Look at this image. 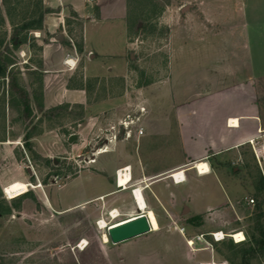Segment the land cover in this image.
<instances>
[{"label": "rangeland", "instance_id": "374dc122", "mask_svg": "<svg viewBox=\"0 0 264 264\" xmlns=\"http://www.w3.org/2000/svg\"><path fill=\"white\" fill-rule=\"evenodd\" d=\"M79 1L84 13L103 18L87 38L88 47L96 55L90 60L89 53L78 50L85 19L68 11L64 18L69 35L66 52L71 56L67 55L63 63L67 58L74 62L71 67L65 63L62 67L66 98L61 108L53 111L54 107H45L40 81L44 74L43 47L50 39L47 30L52 17L57 16L58 5L47 0H0V54L8 60L7 72L0 76V139H13L15 157L18 150L25 149L28 154L20 167H0V175L21 179L30 176L27 168L31 171L26 191L30 196L22 198L18 210L0 216V264H123L121 257H127L128 264H188L199 260L211 264L214 257L225 264H240L242 258L236 251L244 246H228L236 244L232 237L192 254L179 229L184 227L187 237L195 241L199 233L211 240L208 234L216 231L230 234L237 241L244 236L248 239L255 204L248 200L254 198L256 186L264 178V164L260 166L250 151H245L235 172L238 175L231 170L229 178L235 191L212 173L197 176L195 169L187 171L188 180L179 185L168 178L155 181L152 191L183 198L172 201L178 206V219L161 221L158 229L154 213L147 214L153 231L119 244L111 243L107 229L129 219V211L135 209L132 189L85 201L106 191L114 177L116 184L117 171L123 167L115 170L114 177H102L92 168L106 163L105 167L112 170L122 164L124 156L116 143L127 140V148L133 153L137 146L134 132L140 122L147 124L144 122L153 119L155 129L151 133L147 129L143 140L146 146H154L160 168L182 158V151L169 145L174 138L166 117L172 99V73L173 78L186 75L193 79L204 70L209 64L205 55L213 53L212 46L218 43L203 39L209 36L207 32L226 29L236 31L238 36L245 34L244 40H253L255 55L260 56V50H264V0ZM205 16L213 23H207ZM26 22L32 27L14 36ZM185 34L188 44L183 49L179 43ZM178 47L183 50L182 60L171 72V53ZM13 82L29 94L28 117L13 91ZM66 89L78 96L68 98ZM81 93L83 101L77 99ZM93 115L98 124L88 129L86 123ZM132 121V134L127 137L125 126ZM27 134L31 151L25 145ZM72 135L75 139L70 141ZM108 146L114 151L101 154ZM96 158L98 162L92 164ZM196 167L200 173L209 170L204 162ZM12 200L3 191L1 205L11 206ZM114 210H118L116 217L112 215ZM100 219L109 226L101 229ZM166 223L176 229L170 230ZM249 264H264V254L251 258Z\"/></svg>", "mask_w": 264, "mask_h": 264}, {"label": "crops", "instance_id": "0c3cea01", "mask_svg": "<svg viewBox=\"0 0 264 264\" xmlns=\"http://www.w3.org/2000/svg\"><path fill=\"white\" fill-rule=\"evenodd\" d=\"M92 1L94 0L86 2ZM47 3L58 5L59 11L58 13L56 12V17H52L51 25L48 26L47 30L50 39L43 47L42 66L44 74L41 76L40 87H42L44 93L45 107L53 108L65 102L66 98L62 90L63 78L61 73L64 66V58L67 55L71 56L66 52V46L68 45L66 38L69 35L64 18L67 17V12L71 10L77 13L79 17L85 19L80 35L83 51L90 54V60H93L96 54L88 47L87 38L91 28L100 23L103 18L100 14L84 13L83 6L79 0H47ZM205 21L213 23V20L208 19L206 16ZM206 34L209 36H202L203 39L209 38V40L218 41L216 46H212L213 53L205 55V61L208 60L211 66L209 64L205 65L204 70H200L197 75H194V78L192 76L193 79L186 75H181L178 79L175 76L173 78L172 73L169 82V93L172 99L168 112H166V117L169 120L171 130L174 132V138L169 142V145L181 150L182 158L163 169L160 168L156 163L154 146L152 144L151 146H146L143 140L147 129L150 133L155 129L153 119L149 122H144L147 124L140 122V125L137 124V129L142 127L144 133L138 135L137 131L134 132L137 141L136 149L138 148V150L135 149L133 153H130L127 148L128 141H121L116 144L119 146L121 155L124 156V159L120 161L122 164L118 163L119 165H115L112 170H108L105 167L106 163H101L96 168H92L94 172L102 177L107 174L114 177L117 168L130 166L131 178L128 184L121 186L119 179L116 180L115 184L114 177L106 191L95 195L85 202L95 201L102 197H110L132 189V202L135 205V209L129 211V218L135 217L141 212L145 214L153 212L159 229L161 221L169 218L172 222H175L178 219V206L176 203L172 204V201H182L183 198L171 193L152 191V184L155 181L168 178L174 185L182 184L188 180L187 171L196 170V164L204 162L209 170L205 173H200L196 170L197 176L202 177L212 173L222 183L227 182L229 184L227 188H234L233 191H235L236 187L233 180L229 178L231 170H233L234 175L237 174L235 172L243 162L246 150L250 151L254 157L251 140L264 145L262 141L264 137V118L261 115L264 104V54H262L264 50L263 52L260 50V56L256 57L257 54L255 55L254 52L256 49L252 44L253 40L250 41L248 37L247 40H244L245 34L238 36L236 31L230 32L225 29L224 31L207 32ZM60 35H63V40L56 42L55 38ZM258 37V39L255 38V41L260 39V36ZM187 40L185 34L183 42L180 41L179 46L182 48L183 45V49L187 48ZM176 49H173L170 57L171 72L174 71V65L178 61L180 62L183 56V52H181L183 50L179 48L180 51L179 49L177 51ZM109 56H112V53ZM66 90L69 93L68 98L73 100L78 96L70 89ZM78 98L83 101L82 93L79 94ZM96 111L94 110L93 113L95 114ZM97 119V116L93 115L90 121L86 123V127L88 129L96 127L98 124ZM104 120H107V116L104 117ZM12 140L11 138L0 139V151L2 153L0 156V167L8 164H18L20 167L22 162H25L26 158L28 159L25 149L24 152L18 150V157H15L16 155L11 148ZM138 141L140 142L139 146ZM107 150H104L105 152L101 154L114 151L111 146H108ZM45 157L49 156L46 155ZM97 162L96 158L92 164ZM27 171L31 176L29 168H27ZM178 171H183L184 174L175 175ZM30 176L16 179L13 176L3 177L0 175V197L3 195L4 188L15 181L29 183ZM173 176L179 183L173 182ZM114 187L119 188V190ZM135 187H140L143 191L146 211H141L138 208L136 196L133 192ZM115 211L118 212V210ZM166 225H168L170 230L176 229L172 224L166 223ZM182 236L186 240L188 238L194 239L193 237H187L186 232ZM196 241L194 240L195 250L192 251V248L189 250L192 254L199 250L210 248L203 241L197 239ZM120 261L123 264H128L127 257H121ZM205 262L208 261L199 260L188 264H202ZM209 262L211 264L212 262L225 264L223 261L215 259V257L214 260L211 259Z\"/></svg>", "mask_w": 264, "mask_h": 264}, {"label": "trees", "instance_id": "16d2710c", "mask_svg": "<svg viewBox=\"0 0 264 264\" xmlns=\"http://www.w3.org/2000/svg\"><path fill=\"white\" fill-rule=\"evenodd\" d=\"M47 11V10H46ZM41 21L43 20V16L40 19ZM30 27H32V23L31 22H26L25 24H23L22 26H20L17 30H15L14 32V36L19 35L20 32H22L25 29H29ZM37 28H41V26L39 27H35L34 29ZM82 48V43L81 45H79L78 50L81 51ZM0 76H5L6 72H7V64H8V60H6V58H4V56L2 54H0ZM13 86V91H15V93L17 95H19L23 105H24V110L26 113V117H28L30 114V109H29V94L27 92V90L19 88L16 86V84L13 82L12 84ZM37 103H39L36 100ZM39 105H41L39 103ZM60 106L54 107L53 111H55L56 109H60ZM262 117L264 118V104H263V111L261 113ZM29 134H27L25 136V145L28 147V149L31 151V147L30 144L28 142V138ZM49 161V160H46ZM234 169V168H233ZM29 192H26L20 196H17V198H13L12 200V205L11 206H3L0 203V216H3L5 214H10L13 210H18L20 207V202L22 200V198L30 196V194H28ZM253 199H254V208H253V225H252V229L251 231L247 234L248 235V239L247 237L245 238V241L241 242V243H236L233 244L232 242L229 243L228 246H232V247H238V246H244L241 249H239L238 251H236V253L238 252L242 258V261L240 264H249V260L251 258L254 257H258L260 255L264 254V178H261V180L258 182L257 186H256V192L253 194ZM1 202V201H0ZM217 243H213V245H215ZM230 259V258H229ZM231 261H234L235 263V259H231ZM238 264V263H235Z\"/></svg>", "mask_w": 264, "mask_h": 264}, {"label": "water", "instance_id": "95a60500", "mask_svg": "<svg viewBox=\"0 0 264 264\" xmlns=\"http://www.w3.org/2000/svg\"><path fill=\"white\" fill-rule=\"evenodd\" d=\"M60 35L57 40H62ZM75 136H70L69 140L73 141ZM152 231L151 223L147 214L141 212L139 215L129 218L119 224L110 225L107 229L108 239L112 244H119L126 240L145 235Z\"/></svg>", "mask_w": 264, "mask_h": 264}, {"label": "built area", "instance_id": "2783aa9c", "mask_svg": "<svg viewBox=\"0 0 264 264\" xmlns=\"http://www.w3.org/2000/svg\"><path fill=\"white\" fill-rule=\"evenodd\" d=\"M70 60H72V59H66L65 61H64V63L67 65V66H69V67H71L72 65H71V63H70ZM135 121H132V122H129V124H124V125H126L125 127L127 128L126 129V132H125V134H126V136L127 137H130L131 136V134H132V129L130 128V126L132 125L131 123H134ZM129 125V126H128ZM137 133H138V135H142L143 133H144V130H143V128L142 127H139L137 130ZM251 144H252V146H253V152H254V157H255V159H256V161H257V163L261 166L262 165V163L264 162V145L263 144H260V143H258V142H254V140H251ZM260 146V147H259ZM125 168V167H124ZM121 169H123V168H121ZM121 169H119V170H121ZM118 170V171H119ZM196 170L199 172V169L196 167ZM117 171V177H118V172ZM208 171V170H207ZM173 180L175 181V182H177V183H179L178 181H177V179L173 176ZM28 186H30V184L29 183H26ZM7 189L6 188H4V191H6ZM134 191V190H133ZM5 193V192H4ZM6 195H8V194H6ZM249 203H254V199L253 198H250L249 200ZM179 231H180V233L182 234V235H184V233H185V228L184 227H182V228H180L179 229ZM243 233V232H242ZM210 237H211V240H208L205 236V234H199V235H197L196 236V239L197 240H201V241H203L206 245H207V247H210V248H212V246H213V243L215 242V243H218V242H221L222 240H224L225 239V237H228V236H230V237H232L233 239H234V241H235V243H241V242H243V241H245V236H244V239L242 240V241H237L233 236H231L230 234L229 235H227V234H224L223 232H220V231H216V232H211L210 234H208ZM186 243H187V245L190 247V248H192L193 250H194V239H192V238H188L187 240H186ZM202 264H204V263H202ZM212 264H219V263H213L212 262Z\"/></svg>", "mask_w": 264, "mask_h": 264}, {"label": "bare ground", "instance_id": "6f19581e", "mask_svg": "<svg viewBox=\"0 0 264 264\" xmlns=\"http://www.w3.org/2000/svg\"><path fill=\"white\" fill-rule=\"evenodd\" d=\"M73 60H70V63H73ZM124 169V170H123ZM123 169L119 170L118 172V177L116 180L119 179V182L122 185H127L128 182L130 181L131 178V173H130V167L126 166L125 168L123 167ZM121 174V176H120ZM6 191L5 194H8L9 198H14L17 197L21 194H24L26 191H28V185L24 182H20V181H15L14 183L10 184L9 186L6 187ZM134 191V195L136 196L135 199L137 200V205L138 208L141 211H146V203H145V198L143 195V191L140 187H135L133 189ZM113 217H116L118 215L117 211H113L112 213ZM119 224V223H118ZM108 224H106V221L103 219H100L99 221V227L101 229L107 228Z\"/></svg>", "mask_w": 264, "mask_h": 264}]
</instances>
